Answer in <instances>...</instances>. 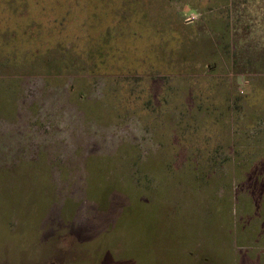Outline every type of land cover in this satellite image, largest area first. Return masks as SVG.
<instances>
[{
	"label": "rangeland",
	"instance_id": "obj_1",
	"mask_svg": "<svg viewBox=\"0 0 264 264\" xmlns=\"http://www.w3.org/2000/svg\"><path fill=\"white\" fill-rule=\"evenodd\" d=\"M25 1L0 35V264H264L241 150L264 145V0Z\"/></svg>",
	"mask_w": 264,
	"mask_h": 264
},
{
	"label": "crops",
	"instance_id": "obj_2",
	"mask_svg": "<svg viewBox=\"0 0 264 264\" xmlns=\"http://www.w3.org/2000/svg\"><path fill=\"white\" fill-rule=\"evenodd\" d=\"M84 1V0H83ZM107 1V0H106ZM8 3V6L9 8L11 7V9L13 10V8H16L15 9V14H7V15H4V14H0V35L1 33L4 35V37H6V33L8 34V40H11V33H10V30H11V26L12 24H14V26H17L20 24V22L22 21V19H24V17H28V19L30 20L31 22V19L29 18V7H28V4L25 0H22V1H14V0H8L7 1ZM102 4L103 3H106V2H101ZM128 3V0H122L121 4H119L116 8H119V17L121 18V16L123 15V13H121V9L126 6ZM146 3V6H147V9L150 8V6H152V3H153V0H135V9H136V14L139 13V9L143 7V4ZM108 4V3H107ZM161 4H165L164 3H161ZM137 5V6H136ZM142 6V7H141ZM46 7V6H45ZM57 7H60V5H55L54 8L56 9ZM65 8H68V7H65ZM143 10V9H142ZM144 11V10H143ZM148 14V12H146ZM21 14H23V18H21ZM88 14V13H87ZM15 15V16H14ZM125 16L127 15V12H125L124 14ZM90 17V15H89ZM2 18V20H1ZM123 19H126V18H122ZM63 21L62 22H59V18H57V23L56 24H59V25H62ZM64 25V23H63ZM24 31V38L25 40H23L25 43L24 45L26 44V29L24 28L23 29ZM30 33H31V30H30ZM28 38H29V42H30V34L28 35ZM0 39H1V36H0ZM29 48H30V45H29ZM241 150L244 151V149L246 150L247 149V152H254L253 149H256L255 152L257 154H262L260 155L259 157H257V159L259 160L260 157L264 156V145H254L252 146L251 148L248 146H241ZM236 149H238V146H236ZM264 161V157L263 159L259 162H262Z\"/></svg>",
	"mask_w": 264,
	"mask_h": 264
},
{
	"label": "trees",
	"instance_id": "obj_3",
	"mask_svg": "<svg viewBox=\"0 0 264 264\" xmlns=\"http://www.w3.org/2000/svg\"><path fill=\"white\" fill-rule=\"evenodd\" d=\"M128 1H130V2H128L127 3V5L126 6H124L122 9H121V13H123V15L121 16V18H128V17H131V16H134V14H136V9H135V6H133V2H135V0H128ZM107 2V1H106ZM125 12H127V15L125 16L124 14H125ZM118 13H119V11H118ZM119 16V15H118ZM21 18H23V16H21ZM33 21V20H32ZM62 22V21H61ZM57 23V19H56V21L53 23V25H55ZM52 25V26H53ZM57 25H59V24H57ZM85 26V25H84ZM92 24H88L87 25V34H88V32H89V30H90V28H92ZM31 27H32V25H31ZM34 29H36V28H34ZM111 32V31H110ZM32 33H34V32H32L31 31V33H30V35L31 36H35L34 34H36V33H34V34H32ZM107 33V32H106ZM86 34V38H87V42H88V48H89V51H88V55L86 56V58L88 57V59L90 60V61H93V63L94 64H98V59L97 58H100L101 59V61L99 62V64H105V65H109V66H113L114 64H116V63H114L115 61H117V60H119V59H114V61H112V60H109V62L107 61V58H111L112 59V57H111V53L109 52V50H107L106 51V48H105V43H100L101 45H97L96 43H94V40H93V38H91V37H93V36H91V35H87ZM106 37L108 38V36L106 35ZM30 42H31V40H30ZM105 42V41H104ZM30 45H31V43H30ZM105 45V46H104ZM31 48V47H30ZM31 50V49H30ZM32 54V53H31ZM113 55V54H112ZM108 56V57H107ZM103 58H105V63H103L102 61H103ZM64 63H65V65L66 66H68V68H69V65H71L70 64V62L69 61H67V60H65L64 61ZM71 63H72V61H71ZM93 64V65H94ZM37 66H40L41 67V65H38V64H36ZM119 65V64H118ZM111 67H108V66H106V67H104V69H105V72H107V71H109L110 69H112ZM97 71V69L95 68V71L94 72H96ZM32 73V72H31ZM29 171V173L30 174H32V175H35V180H37V186H39V187H47V182H41V180L43 179V175H44V173H43V170L41 169V168H32V169H30V170H26V172H28ZM142 184V183H141ZM146 184V183H145ZM144 185V184H143ZM138 200H141V197H140V199H138ZM142 201V200H141ZM263 204H264V202H263ZM251 205V204H250ZM249 205V206H250ZM264 207V206H263ZM66 214V213H65ZM65 214H63V216L65 215ZM262 222L264 223V219L262 220Z\"/></svg>",
	"mask_w": 264,
	"mask_h": 264
}]
</instances>
